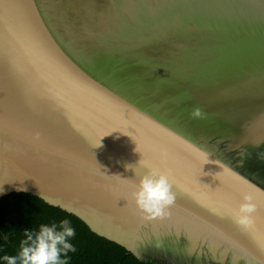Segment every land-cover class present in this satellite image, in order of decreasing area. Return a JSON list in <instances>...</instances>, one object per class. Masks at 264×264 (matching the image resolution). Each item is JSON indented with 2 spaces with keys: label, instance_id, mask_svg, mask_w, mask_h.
Instances as JSON below:
<instances>
[{
  "label": "water",
  "instance_id": "1",
  "mask_svg": "<svg viewBox=\"0 0 264 264\" xmlns=\"http://www.w3.org/2000/svg\"><path fill=\"white\" fill-rule=\"evenodd\" d=\"M149 167L175 195L161 217L132 198ZM11 192L143 262L264 264V0H0ZM243 194L247 228L220 214Z\"/></svg>",
  "mask_w": 264,
  "mask_h": 264
},
{
  "label": "trees",
  "instance_id": "2",
  "mask_svg": "<svg viewBox=\"0 0 264 264\" xmlns=\"http://www.w3.org/2000/svg\"><path fill=\"white\" fill-rule=\"evenodd\" d=\"M63 219H68L76 231L71 240L76 251L68 254V264H155L138 260L120 244L91 231L74 214L25 192L0 198V264H5L2 257L16 256L22 241L28 234L35 235L40 225H59Z\"/></svg>",
  "mask_w": 264,
  "mask_h": 264
},
{
  "label": "clouds",
  "instance_id": "3",
  "mask_svg": "<svg viewBox=\"0 0 264 264\" xmlns=\"http://www.w3.org/2000/svg\"><path fill=\"white\" fill-rule=\"evenodd\" d=\"M202 115L199 108L192 112L194 118H201ZM132 198L141 212L154 218L167 214L166 209L173 204L175 195L167 176L151 169L136 184ZM254 211L251 196L243 194L234 210L223 209L220 214L230 216L235 224L247 228ZM75 235V228L68 219L61 220L59 225H40L35 235L28 234L26 240L22 241L16 256H4L2 259L5 264H68V254L76 251L71 242Z\"/></svg>",
  "mask_w": 264,
  "mask_h": 264
}]
</instances>
